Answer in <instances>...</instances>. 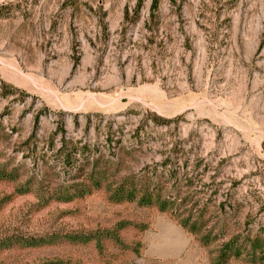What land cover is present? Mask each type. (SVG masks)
<instances>
[{"label":"rangeland","instance_id":"374dc122","mask_svg":"<svg viewBox=\"0 0 264 264\" xmlns=\"http://www.w3.org/2000/svg\"><path fill=\"white\" fill-rule=\"evenodd\" d=\"M2 244L264 264V0H0Z\"/></svg>","mask_w":264,"mask_h":264},{"label":"trees","instance_id":"16d2710c","mask_svg":"<svg viewBox=\"0 0 264 264\" xmlns=\"http://www.w3.org/2000/svg\"><path fill=\"white\" fill-rule=\"evenodd\" d=\"M6 87H7V86H4V91H5V88H6ZM6 89H8V88H6ZM161 121H162V120H161ZM164 122H165V121H164ZM120 195H121V197H125L123 193H120ZM125 195H126V197H129V198H132V197H133L132 193H130L129 196H128V193L125 194ZM143 199H145V196H143ZM145 203H146V204L150 203V198H147V200H146ZM182 226H183V227H186V226H185V223H182ZM189 231L192 232L191 229H189ZM255 243H256V242L254 241V245H255ZM4 245H5V244H2V245L0 246V248L2 247V249H3ZM24 245H27V246H37V241H31V242H29V244H28V242H27V243H25ZM249 245H250V244H249ZM249 247H250L251 252L253 253V255L255 254V251H256L257 249H259L258 251H260V249H261V246H260V245H259L258 248H255V246H253V242L251 243V245H250ZM227 249H228V247H227ZM218 264H220V263H218Z\"/></svg>","mask_w":264,"mask_h":264},{"label":"built area","instance_id":"2783aa9c","mask_svg":"<svg viewBox=\"0 0 264 264\" xmlns=\"http://www.w3.org/2000/svg\"><path fill=\"white\" fill-rule=\"evenodd\" d=\"M2 1H8V0H2Z\"/></svg>","mask_w":264,"mask_h":264}]
</instances>
